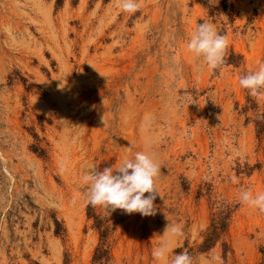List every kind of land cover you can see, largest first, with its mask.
I'll return each mask as SVG.
<instances>
[{
    "label": "rangeland",
    "instance_id": "rangeland-1",
    "mask_svg": "<svg viewBox=\"0 0 264 264\" xmlns=\"http://www.w3.org/2000/svg\"><path fill=\"white\" fill-rule=\"evenodd\" d=\"M139 2L0 0V264H98L102 230L106 264H159L169 221V260L264 264V213L239 202L264 192V97L238 84L264 61V0ZM204 21L229 37L215 71L186 48ZM137 151L161 165L156 214L90 215L83 175Z\"/></svg>",
    "mask_w": 264,
    "mask_h": 264
},
{
    "label": "clouds",
    "instance_id": "clouds-1",
    "mask_svg": "<svg viewBox=\"0 0 264 264\" xmlns=\"http://www.w3.org/2000/svg\"><path fill=\"white\" fill-rule=\"evenodd\" d=\"M118 3L121 10L128 14L136 13L141 7L139 0H118ZM217 3L218 0H209L210 5ZM229 46V37L221 34L208 21L196 26L186 44L187 51L200 62L198 66L201 69L206 66L212 71L225 65ZM257 64V69L241 76L238 84L248 90L250 96L264 97V61ZM160 171L161 165L148 151H137L131 158L125 156L118 165L106 166L102 170L90 168L82 177L87 185V203L94 208H103L108 214L121 209L126 214L154 216L157 211L154 201L160 195L156 186ZM145 193L148 195L145 196ZM239 202L264 213V192L253 194L250 189L242 190ZM182 235V227L169 221L158 246L152 250L153 259L159 264H193L191 255L186 251L176 253L169 260L171 241Z\"/></svg>",
    "mask_w": 264,
    "mask_h": 264
},
{
    "label": "trees",
    "instance_id": "trees-1",
    "mask_svg": "<svg viewBox=\"0 0 264 264\" xmlns=\"http://www.w3.org/2000/svg\"><path fill=\"white\" fill-rule=\"evenodd\" d=\"M34 149H35V151H38L41 155L44 153L43 150H41L38 147H36ZM89 209H90V215H91L92 214L91 213L92 206H89ZM95 218L97 219L96 226L99 229H101L102 226H101V223L99 222L100 221L99 217L95 216ZM226 227H227L226 216H224L221 219V222L213 223L210 233L206 237L204 243L199 247V250L200 251H206V250L210 249L215 244V242L218 240L221 232L224 231L226 229ZM57 233H59V230H57ZM101 235H102L101 236L102 237V243L96 250L94 260L96 262H98V264H106V260H107L106 258L108 257V251L105 248V246L103 245V242L106 240V238H105L106 237V231L102 230Z\"/></svg>",
    "mask_w": 264,
    "mask_h": 264
}]
</instances>
